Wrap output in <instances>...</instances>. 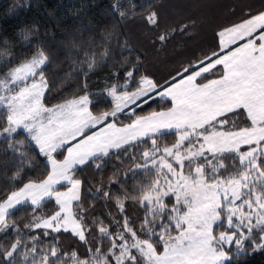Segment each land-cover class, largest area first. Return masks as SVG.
I'll use <instances>...</instances> for the list:
<instances>
[{
	"label": "snow or ice",
	"instance_id": "6c2138e0",
	"mask_svg": "<svg viewBox=\"0 0 264 264\" xmlns=\"http://www.w3.org/2000/svg\"><path fill=\"white\" fill-rule=\"evenodd\" d=\"M90 7L59 38L25 25L20 53L0 59V264H240L264 252V0H218L211 44L159 76L151 59L209 22L201 5ZM113 152L122 166L105 176L95 161ZM198 205L208 215L190 226L182 209Z\"/></svg>",
	"mask_w": 264,
	"mask_h": 264
},
{
	"label": "trees",
	"instance_id": "16d2710c",
	"mask_svg": "<svg viewBox=\"0 0 264 264\" xmlns=\"http://www.w3.org/2000/svg\"><path fill=\"white\" fill-rule=\"evenodd\" d=\"M200 1L206 5L210 3L215 5L218 4V0ZM106 2L107 0H0V59L6 58L9 54L18 55L20 53L21 49L19 45L23 43L22 29L25 25L38 24L42 29L47 28L50 34L54 32L56 38H59L63 33L70 32L74 24L77 22L76 9L78 7L85 3L93 5V7H90L89 9V14L96 15L100 12ZM194 3L195 0H187V7L185 6L183 11H191ZM171 49L173 55L180 50L178 45L173 46ZM161 54L155 58H157L158 61L161 60L159 62L160 64H157V66L158 69L160 66L162 67L160 69L163 70H160L159 72L164 75L166 74V70H169L171 66H174V62H171L172 58L170 57L172 56L169 55H163V58L160 59ZM71 83V80L67 81L64 84V87H68ZM60 90L61 89H58L57 91ZM53 95H56V93H53ZM129 154H131V150H129ZM118 156L123 159L124 153L113 152L112 155L107 158H104L103 156L97 157L95 162L100 164L105 176L122 166L117 159ZM83 175L85 179L88 180L95 178L98 173L89 166L84 170ZM209 175L211 178V174ZM120 179L123 183L131 186L135 179H144V174L143 172H139L136 176L130 175L127 180H125L123 176H121ZM93 211L98 216L104 215V209L102 207L98 206L97 209H94ZM129 211L131 212L132 209ZM169 223L171 222L169 221ZM217 231H219V229ZM253 253V249H247L246 255L241 258L240 264H264V252L257 251L255 254ZM233 264H236L235 260Z\"/></svg>",
	"mask_w": 264,
	"mask_h": 264
},
{
	"label": "rangeland",
	"instance_id": "374dc122",
	"mask_svg": "<svg viewBox=\"0 0 264 264\" xmlns=\"http://www.w3.org/2000/svg\"><path fill=\"white\" fill-rule=\"evenodd\" d=\"M173 2H174V4H173ZM197 2L201 5V8L197 9V12H199V13L201 12L202 15H204L206 18H208L209 22L205 26H202L201 30L199 32H197L196 34H193L191 36H185V37L177 36L170 43L168 48H166L165 51L160 55V59L163 58L162 57L163 55L172 56L170 58H172L171 62H174V66H175V61H177L178 58H181L185 55H191L197 49L207 48L211 44V41H212V34H211L212 33V25L215 23L223 22V20H224V17L219 14V9L216 7L215 4L210 3V4L206 5L205 3L203 4V2L200 0H197V1L195 0V3H197ZM245 2L246 3L250 2V0H245ZM165 5L170 10L176 9V10L183 11V8L185 6L187 7V0H175V1L174 0H166ZM175 45H178L180 50L178 53L173 55V51L171 48ZM157 61H158L157 58H154V60L151 59L149 70L155 72L157 75H163V73L159 72L160 70H163V69H160L162 67L160 66L158 69V66H157V64H160L159 62L161 60H159L158 63H157ZM162 63H163V61H162ZM174 66H171L169 68V70H166L165 72L167 73V71H170ZM245 75H247V73ZM253 78H254V76H249V80H251ZM89 144H90V142H88V141L83 142L82 144L76 146L74 151L85 148V147L89 146ZM198 207H200V211L198 213H186L182 209V214L187 215L190 226H195L196 221H197V219H199L200 216L208 215V210L206 208L202 207V205H198ZM201 227H204V226L201 225ZM205 238L206 237H200V239H205ZM233 251L235 252V249Z\"/></svg>",
	"mask_w": 264,
	"mask_h": 264
},
{
	"label": "crops",
	"instance_id": "0c3cea01",
	"mask_svg": "<svg viewBox=\"0 0 264 264\" xmlns=\"http://www.w3.org/2000/svg\"><path fill=\"white\" fill-rule=\"evenodd\" d=\"M238 38V37H237ZM231 42V38H229V39H225L224 41H223V43H225V44H227V43H230Z\"/></svg>",
	"mask_w": 264,
	"mask_h": 264
}]
</instances>
